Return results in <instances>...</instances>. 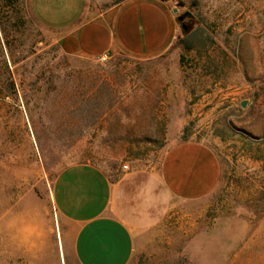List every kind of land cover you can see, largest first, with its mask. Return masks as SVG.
I'll return each instance as SVG.
<instances>
[{
	"label": "rangeland",
	"instance_id": "obj_1",
	"mask_svg": "<svg viewBox=\"0 0 264 264\" xmlns=\"http://www.w3.org/2000/svg\"><path fill=\"white\" fill-rule=\"evenodd\" d=\"M157 1L177 9L166 49L101 62L65 55L29 0H0V264H77L51 201L63 167L156 170L186 141L214 149L218 188L173 203L129 264H264V0Z\"/></svg>",
	"mask_w": 264,
	"mask_h": 264
},
{
	"label": "crops",
	"instance_id": "obj_2",
	"mask_svg": "<svg viewBox=\"0 0 264 264\" xmlns=\"http://www.w3.org/2000/svg\"><path fill=\"white\" fill-rule=\"evenodd\" d=\"M29 9L67 56H154L177 27L173 11L157 0H129L98 16H90L87 0H29ZM220 176L214 149L186 141L173 145L156 170L109 175L90 163L65 166L52 182L51 201L71 226L77 264H129L139 233L160 224L173 203L212 195Z\"/></svg>",
	"mask_w": 264,
	"mask_h": 264
},
{
	"label": "water",
	"instance_id": "obj_3",
	"mask_svg": "<svg viewBox=\"0 0 264 264\" xmlns=\"http://www.w3.org/2000/svg\"><path fill=\"white\" fill-rule=\"evenodd\" d=\"M173 13H174V14L177 13V9H173ZM187 16H188V14H185V15H183V16H179V17H178V21H179V22H183L184 19H185ZM182 28H183L184 30H186L185 25H182ZM245 106H246V103L243 102V103L241 104V108H245Z\"/></svg>",
	"mask_w": 264,
	"mask_h": 264
},
{
	"label": "built area",
	"instance_id": "obj_4",
	"mask_svg": "<svg viewBox=\"0 0 264 264\" xmlns=\"http://www.w3.org/2000/svg\"><path fill=\"white\" fill-rule=\"evenodd\" d=\"M108 56H109L108 54H103L98 59H99V61L104 62V61H106L108 59ZM122 169L123 170H128V165L127 164L123 165Z\"/></svg>",
	"mask_w": 264,
	"mask_h": 264
}]
</instances>
